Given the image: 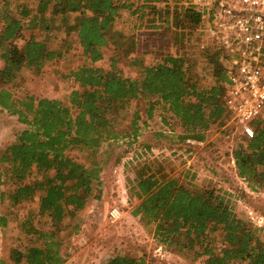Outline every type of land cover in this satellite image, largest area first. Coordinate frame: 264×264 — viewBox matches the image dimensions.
Wrapping results in <instances>:
<instances>
[{
	"label": "trees",
	"instance_id": "1",
	"mask_svg": "<svg viewBox=\"0 0 264 264\" xmlns=\"http://www.w3.org/2000/svg\"><path fill=\"white\" fill-rule=\"evenodd\" d=\"M30 1L34 7L22 3L15 12L8 9L9 0H0V109L27 127L14 143L0 150V166L5 165L3 172L14 186L7 196L9 203H35L37 214L49 219L51 230L44 233L30 226L26 233L33 237L31 245L11 250L0 264H64L61 240L56 236L66 227L64 221L76 219L101 185L102 166L94 156L102 143L135 141L138 123L147 126L154 112L163 123L169 125L171 120L178 125L184 141L202 142L211 127L227 125L224 54L213 41V46L201 49L198 39L188 44L200 16L180 0ZM162 1L174 5L155 6ZM69 14L75 15L71 23ZM154 22L170 35V49L166 41L158 52L155 44H147V37L156 33ZM23 29L62 30L61 45L49 48L33 34L25 39ZM146 54H155L159 60L147 66ZM78 57L85 61L78 64ZM102 60L107 61V68L96 66ZM199 60L205 64L204 74L198 72ZM120 65L137 68L138 77L123 76ZM44 67L66 70L63 77L72 79L75 88L61 100L15 94L23 70L38 74ZM208 76L213 83L206 81ZM141 102L146 103L140 108L144 118L137 108L128 112L131 105L138 107ZM122 111L131 132L115 128ZM254 126V138L238 142L232 157L238 177L253 191L264 193V123ZM73 150L93 160L82 164L71 155ZM142 163L129 189L137 202L131 216L145 226L152 225L153 237L168 251L185 252L179 255L191 257L192 263L203 258L202 264H264L261 229L235 214L225 194L191 189L190 184L170 176L162 164L148 159ZM6 223V217L0 216L1 229ZM78 228L73 226L69 235ZM106 264L155 263L116 255Z\"/></svg>",
	"mask_w": 264,
	"mask_h": 264
},
{
	"label": "rangeland",
	"instance_id": "2",
	"mask_svg": "<svg viewBox=\"0 0 264 264\" xmlns=\"http://www.w3.org/2000/svg\"><path fill=\"white\" fill-rule=\"evenodd\" d=\"M27 4L29 8L34 7L30 0H9L8 9L18 12L19 4ZM179 3H181L179 1ZM169 5L171 8L174 2L164 1L156 3L155 6L163 8ZM3 4L0 2V10ZM71 23L75 18L74 14L68 15ZM147 25H149L147 23ZM157 28L156 33H151L146 40L149 46L155 44V52L161 48L162 41L169 43L170 35L163 33L159 22H154ZM160 26V27H159ZM147 30L148 29L146 27ZM151 32V31H150ZM23 38L27 39L33 34L38 40H45L49 48L61 45L62 30L52 32H41L39 30H22ZM198 39V48L213 46L212 40L205 33L198 31V27L192 31L188 44H195ZM155 40L154 42H152ZM18 45L22 42L18 40ZM185 46V45H184ZM185 50L186 46H185ZM79 53V50H76ZM155 54H146L144 63L150 66L159 60ZM77 63L82 64L85 60L78 57ZM198 60V59H197ZM2 61L0 60V68ZM96 66L107 68L108 63L102 60ZM204 62L199 60L198 72L204 74L201 68ZM123 76L137 78L138 69L121 66ZM66 70L44 67L36 74L31 70H23L18 78V88L15 94L18 96L32 95L36 98H48L61 100L75 88L72 79L64 78ZM209 84L213 80L206 78ZM141 102L137 106L131 105L129 113L135 108L140 111L142 118L144 114ZM124 111L117 116L115 128L117 131L128 129V121L123 120ZM160 114V113H159ZM157 112L153 113L151 120L144 126L140 121V133L136 140L131 138L117 139L102 143L94 158L101 163L100 174L101 185L95 187L93 198L90 199L85 209L77 214L76 219H66V227L57 234L61 240V254L65 258L64 264H106L108 260L116 255L131 256L134 258H145L147 262L155 264H202L203 258H198L194 263L191 257L179 255L168 251L153 235V226H145L137 217L131 216V209L137 203L129 192L134 185L135 173L139 170L145 159L156 161L165 167L166 172L173 177L179 178L182 182L190 184V188L214 189L220 194H225L233 207L235 214L243 218L253 227L261 229L259 238L264 242V193L253 191L248 182L238 177L235 168L232 151L238 142L245 138L236 130L233 122L226 126H213L205 132V138L201 144L187 145L184 140L183 131L173 121L169 125L163 123L162 117ZM169 119L170 115H164ZM121 122L120 126L118 123ZM258 123H264V117ZM27 127L18 122L16 116H10L0 109V150L15 142L19 133ZM132 129L129 130L131 132ZM72 156L85 165L93 160L85 152L73 150ZM5 165L0 166V216H5L7 223L5 228H0V259L7 260L11 250H23L32 243V235L27 234L30 226L36 230L46 233L51 230L49 219L37 214V205L27 203L19 206H12L8 200V194L14 186L8 175L3 172ZM99 196V199L94 197ZM117 209L120 219L111 223L108 219V212ZM78 225L76 232H70L73 226ZM176 247L169 248L174 250ZM178 251V250H174ZM192 252H188L191 255ZM102 255V258L100 256ZM104 255V256H103ZM189 255V256H190ZM101 259V261H99Z\"/></svg>",
	"mask_w": 264,
	"mask_h": 264
},
{
	"label": "built area",
	"instance_id": "3",
	"mask_svg": "<svg viewBox=\"0 0 264 264\" xmlns=\"http://www.w3.org/2000/svg\"><path fill=\"white\" fill-rule=\"evenodd\" d=\"M200 16L198 31L206 33L224 54L223 106L236 130L253 139L264 117V0H180ZM187 145L201 144L191 139ZM242 181L245 179L242 178ZM108 219H120L117 209Z\"/></svg>",
	"mask_w": 264,
	"mask_h": 264
},
{
	"label": "crops",
	"instance_id": "4",
	"mask_svg": "<svg viewBox=\"0 0 264 264\" xmlns=\"http://www.w3.org/2000/svg\"><path fill=\"white\" fill-rule=\"evenodd\" d=\"M103 256H104V255H103ZM100 258H102V255L100 256ZM99 261H101V259H100Z\"/></svg>",
	"mask_w": 264,
	"mask_h": 264
}]
</instances>
